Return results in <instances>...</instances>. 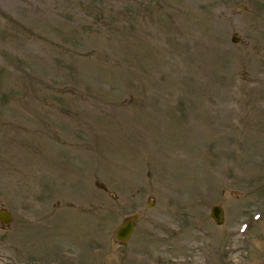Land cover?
Instances as JSON below:
<instances>
[{
	"label": "rangeland",
	"instance_id": "obj_1",
	"mask_svg": "<svg viewBox=\"0 0 264 264\" xmlns=\"http://www.w3.org/2000/svg\"><path fill=\"white\" fill-rule=\"evenodd\" d=\"M262 3L0 0V264H264Z\"/></svg>",
	"mask_w": 264,
	"mask_h": 264
},
{
	"label": "water",
	"instance_id": "obj_2",
	"mask_svg": "<svg viewBox=\"0 0 264 264\" xmlns=\"http://www.w3.org/2000/svg\"><path fill=\"white\" fill-rule=\"evenodd\" d=\"M212 216L215 219V221L218 224L223 223V209L221 206H214L212 208ZM138 216L134 215L130 219L125 220L115 231V237L120 242H127L134 231L135 228V222L137 220ZM0 220L8 224L11 220L10 214L7 212V210H0Z\"/></svg>",
	"mask_w": 264,
	"mask_h": 264
},
{
	"label": "flooded vegetation",
	"instance_id": "obj_3",
	"mask_svg": "<svg viewBox=\"0 0 264 264\" xmlns=\"http://www.w3.org/2000/svg\"><path fill=\"white\" fill-rule=\"evenodd\" d=\"M262 1H263V3L261 4V7H262V8H263V10H264V5H263V4H264V0H262Z\"/></svg>",
	"mask_w": 264,
	"mask_h": 264
}]
</instances>
